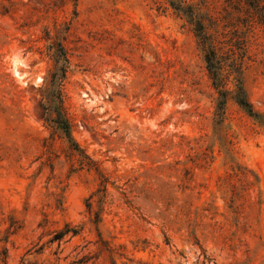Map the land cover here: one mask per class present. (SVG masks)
<instances>
[{"label": "rangeland", "instance_id": "obj_1", "mask_svg": "<svg viewBox=\"0 0 264 264\" xmlns=\"http://www.w3.org/2000/svg\"><path fill=\"white\" fill-rule=\"evenodd\" d=\"M248 56L260 115L217 124L164 0H0V264H264L260 27Z\"/></svg>", "mask_w": 264, "mask_h": 264}, {"label": "trees", "instance_id": "obj_2", "mask_svg": "<svg viewBox=\"0 0 264 264\" xmlns=\"http://www.w3.org/2000/svg\"><path fill=\"white\" fill-rule=\"evenodd\" d=\"M65 1L60 0V3ZM164 1L193 28L212 86L218 94L216 123L223 120L230 98L250 116L259 117L247 96L243 75L249 57V35L256 27L264 30V0H227L222 11L214 12L210 4L203 1ZM74 2L76 4L77 0ZM58 123L66 137L72 140L68 120L59 114Z\"/></svg>", "mask_w": 264, "mask_h": 264}]
</instances>
